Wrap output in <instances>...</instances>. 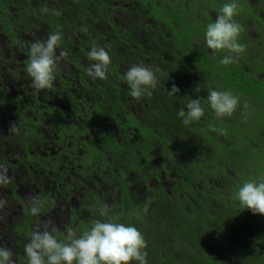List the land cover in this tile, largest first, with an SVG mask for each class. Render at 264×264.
Wrapping results in <instances>:
<instances>
[{
    "label": "trees",
    "instance_id": "16d2710c",
    "mask_svg": "<svg viewBox=\"0 0 264 264\" xmlns=\"http://www.w3.org/2000/svg\"><path fill=\"white\" fill-rule=\"evenodd\" d=\"M189 4L201 10L207 5L222 6L223 0H191ZM211 6L205 8L207 12ZM251 6L247 0L246 9L235 15L241 27L262 18L260 9ZM43 8L57 9L62 14L44 13ZM195 11L190 14L179 0H0V35L10 37L8 45L16 47H12L10 66L0 48V99H4L0 103L9 98L17 104L0 106V124L18 122L25 111L23 102H19L22 95L3 89L8 81L29 77L25 65L30 48L19 46L25 35L34 41L43 40L42 36L59 28L62 40L58 47L69 48L76 38V56L80 59H88L93 45L105 48L111 58L107 79L97 78L93 83L102 95L108 120L119 121V130H123L119 134L126 142H117L111 149L125 151L126 165L141 169L145 177L144 169L157 171L158 165L169 163V177L164 182L160 179L157 185L149 186L148 192L134 196L122 192V201L110 207L109 216H118V222L135 226L143 234L147 264H264V215L243 209L235 196L243 182L263 175L262 169L255 166L252 177L241 172L238 176L225 175L223 171L229 166L241 168L243 152L249 151L254 158L264 147V141L254 144L247 140L254 114L264 110V68L255 63L264 60V23L258 27L257 36L249 32L239 35L238 43L246 46L245 51L225 66L219 61L229 54L227 50L213 52L206 45L205 32L186 27L194 17L207 23V15L197 17ZM208 18L210 21L209 13ZM16 30L23 32L18 39ZM197 36L199 39H195ZM18 52H25L27 57L18 56ZM141 63L159 69L157 87L138 101L127 99L130 88L124 74L133 64ZM78 70L83 80L89 77L86 66ZM173 84L180 91L169 96ZM209 88L242 97L231 116H216L207 101ZM121 93L125 96L123 102L117 99ZM190 99L201 100L204 115L184 125L177 112L181 107L187 111ZM210 126L226 129L227 135L211 131ZM135 127L140 131L136 132ZM243 141L247 144L239 148ZM232 153L240 165L235 160L233 164ZM149 200L144 214L142 209ZM92 210L95 208L90 207L89 225L73 229L77 237L90 228L93 220L108 218ZM137 214L142 218L138 219ZM27 233L20 238L14 235V242L22 243L21 239L27 237L29 240L30 229Z\"/></svg>",
    "mask_w": 264,
    "mask_h": 264
},
{
    "label": "flooded vegetation",
    "instance_id": "af4514ba",
    "mask_svg": "<svg viewBox=\"0 0 264 264\" xmlns=\"http://www.w3.org/2000/svg\"><path fill=\"white\" fill-rule=\"evenodd\" d=\"M179 1L190 10V14L196 9L197 17L211 6L200 10L190 7L191 0ZM209 13L212 21L216 14L214 12L212 18L211 10ZM21 34L23 32L17 31V39ZM42 37L43 40L47 38ZM9 38L0 35V48L10 66L12 47H16L8 45L11 43ZM26 39L30 40L22 45ZM32 42L34 40L27 34L19 41V46L25 50ZM76 43L73 37L69 48L67 45L58 47L57 54L63 50L69 51V55L57 64L55 71L59 74L50 89L35 90L31 77L26 76L24 81H8L3 87L6 91L13 90L16 95L21 94L19 102H23L25 107L23 116L16 122L18 132H9L12 123L0 124V165L7 168L9 177L8 184L0 185V199L7 201L0 209V247L11 250L15 264L18 261L27 264L24 244L29 240L28 237L23 238L22 243L16 244L14 235L20 238L29 234V229L32 233L37 225L49 222L57 229L54 235L58 239L64 238L68 227L75 229L89 225L90 207L95 208L93 212H98L100 204L107 203L113 207L122 201V192H129L132 196L137 192H148L149 186L169 177L168 161L166 166L158 165L157 171L144 169L145 177L141 169L133 170L130 163L126 165L125 151L118 153L111 149L117 142L126 143L119 134L123 130H119L118 120H108L94 79L79 77L78 67L87 68L90 60L76 56ZM17 55L27 57L25 52ZM131 98L127 96V99ZM117 99L125 101L124 93L117 95ZM8 102L17 105L16 101L8 98L0 106ZM135 131L140 130L135 127ZM230 169L231 166L224 167L225 175H235V171L232 169L234 173L231 174ZM30 196H38L46 203L37 215L30 212L31 219L28 220L22 216L24 211L19 203L22 200L29 203Z\"/></svg>",
    "mask_w": 264,
    "mask_h": 264
},
{
    "label": "clouds",
    "instance_id": "9594fccd",
    "mask_svg": "<svg viewBox=\"0 0 264 264\" xmlns=\"http://www.w3.org/2000/svg\"><path fill=\"white\" fill-rule=\"evenodd\" d=\"M240 6L236 0L225 3L219 11L215 21L209 23L205 31V42L213 52L227 50L219 63L229 65L236 57L245 51V45L238 43L241 25L234 20ZM42 12L51 11L53 15L60 16L62 13L57 9H41ZM80 31H87L81 28ZM62 40L59 28L54 33H49L45 40H36L29 46L28 62L25 71L31 77L32 87L37 90L50 89L55 80L57 64L67 57L63 50L57 54V47ZM87 58L93 61L87 68L86 74L92 79H107V72L111 63L108 52L103 47L93 45L87 53ZM159 69L151 66L133 64L124 74L123 79L130 88V96L134 100H140L145 93L149 95V89H155L158 84L156 73ZM180 89L173 84L169 96L176 95ZM196 91L200 88L197 86ZM207 101L217 117L231 116L239 105V97L230 91H220L213 88L207 90ZM246 107V105H245ZM185 107L179 108L177 115L184 125L198 121L204 115L200 99H190ZM210 130L220 135H227V130L210 126ZM17 123H12L9 132H18ZM7 168L0 165V185L9 183ZM243 209L250 210L253 214L264 215V175L257 179L243 182L235 193ZM32 215L40 213L46 201L38 196L28 198ZM7 204L6 200L0 199V209ZM150 200L145 203L142 212L146 214ZM101 217L106 220L95 219L90 228L84 230L78 237L72 227L66 229L64 239H58L54 233L55 227L49 222L37 225L32 231L29 241L24 246L27 264H147V242L143 234L132 225L120 223L118 216H109L110 206L107 203L98 205ZM137 218L141 219L139 214ZM12 252L7 248L0 247V264H15Z\"/></svg>",
    "mask_w": 264,
    "mask_h": 264
},
{
    "label": "rangeland",
    "instance_id": "374dc122",
    "mask_svg": "<svg viewBox=\"0 0 264 264\" xmlns=\"http://www.w3.org/2000/svg\"><path fill=\"white\" fill-rule=\"evenodd\" d=\"M212 1H216V0H212ZM226 0H223V4ZM236 2L238 3V5L240 6L238 8V10H241L242 8L246 9L247 7V0H236ZM228 3V2H227ZM251 5L255 8H259L260 9V14L262 16V18L260 19H256L252 25L248 26L245 24V26L241 27V32H240V36H244L247 32H249L250 35H252L253 37L256 36L257 31H258V27H261V22L264 23V0H251ZM219 4H216L214 6H212L211 8V17L213 18V13L215 12L216 17L219 14L220 8L222 7ZM250 11V10H249ZM208 13L209 11L204 14H202L203 16H205V14L207 15V23H203L201 21H197L196 17H194L191 21H189L187 23L186 27H194V29L197 30H202V32L206 31V27L209 23H213L216 19V17L212 20V22L209 21L208 18ZM238 13H242V12H238ZM210 14V13H209ZM243 15V14H242ZM234 20H235V16H234ZM200 22V23H198ZM263 29V28H262ZM195 39H199L198 36L195 37ZM256 65L258 66H263L264 68V60H256L255 61ZM257 66V67H258ZM240 96V95H239ZM238 96V97H239ZM240 99H242V97H239ZM245 98V97H244ZM245 102V100H243ZM254 125L250 131V138H247V140H251L254 142V144H260V141L263 142L264 138L262 137V135H264V110L262 109V111L258 112V114H254ZM227 138L229 139V136H227ZM245 143L247 144L246 141H243L242 144H238L239 148H241L243 145H245ZM257 147V146H256ZM244 158L241 161L242 163V167L240 168L239 166L236 167H232V169L235 171L236 176L239 175V172H241L242 174H246V175H251V177L253 176V172L252 169L256 166L257 169L261 168L262 169V173L264 175V147H262L260 149V151L254 155H253L248 151V152H243ZM232 159L231 161H233V164H236L235 161L238 163V165H240V163L237 161V157L235 156V154L232 153ZM226 157V156H225ZM235 160V161H234ZM230 169V173H234V171ZM139 197V195L137 196ZM20 205H22L24 214H22L23 217L27 218L28 220H30V204L27 203L26 201L22 200V203H19ZM259 232L262 231L261 228H257ZM27 263V262H26Z\"/></svg>",
    "mask_w": 264,
    "mask_h": 264
}]
</instances>
